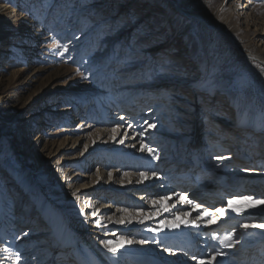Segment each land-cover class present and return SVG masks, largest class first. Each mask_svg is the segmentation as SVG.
<instances>
[{
    "label": "rangeland",
    "instance_id": "1",
    "mask_svg": "<svg viewBox=\"0 0 264 264\" xmlns=\"http://www.w3.org/2000/svg\"><path fill=\"white\" fill-rule=\"evenodd\" d=\"M164 1L40 0L37 7L31 0H0V6L5 5L9 11L5 18L9 24L19 25L26 12L32 20L50 19L49 24H58L62 19L63 33L70 37L66 40L50 34L45 42L28 49L20 40H0V264H43L46 255L41 252L49 249L46 241L56 244L61 236L57 239L45 235L51 222L62 215L75 221L76 230L86 233L93 250L108 264H170L167 258L173 261L178 255L171 243L165 247L162 239L156 244L141 236H153L165 228L166 222L179 221L173 213L163 216L161 209L175 201H166L175 193L166 190L167 179L172 177V167L185 139L193 132L194 137L200 136L205 129L219 132L220 126L227 123L221 125L213 119L222 111L245 123L250 110L254 116L252 127L264 132V66L257 61L248 63L242 54L264 59V0H170L179 10L203 16L208 23L213 19L226 23L225 29H229L235 44L226 43L215 29H209L207 56L205 47H201L199 26L192 22L181 29L182 35L177 34L176 23L167 10L170 3ZM164 43L167 46L152 49ZM136 46L142 49L134 52ZM192 50L195 54H191ZM142 77L157 84L171 79L175 87L183 89L175 92L182 98L173 100L176 109L158 108L152 122H148L157 128L155 134L163 136V145L160 142L153 148L155 158L151 155L150 161L142 159L148 151L140 149L141 143L150 138L146 136L145 121L138 119L140 124L132 129L125 120L139 116L143 109L129 113L134 114L131 116L117 110V116L111 115L115 108L107 107L112 98L123 96ZM154 101L157 100L146 109ZM239 110L242 113L238 117ZM107 111H111L107 113L108 133L120 128L112 141H108L109 136L95 137L104 129L98 123ZM250 132L257 141L263 140L259 139L261 134L248 129ZM129 133L134 140L123 143ZM248 145L251 154L253 144ZM175 147L177 151L171 156ZM127 148L147 169L128 167ZM207 153L213 154L209 149L204 155ZM218 166L216 177H233L230 167L235 166ZM142 172L148 179L136 185L142 182ZM132 175L134 178L129 180ZM151 199L165 201L156 209ZM110 205L114 208L106 210ZM143 216L151 218L137 222ZM191 218L197 220L195 216ZM121 219L125 223H120ZM24 220L28 222L24 224ZM258 222L264 224V220ZM251 224L235 220L218 236L232 235V240L239 243ZM130 228L133 230L127 232ZM63 229L60 224L59 234ZM121 238L131 243L119 248L115 255L102 243ZM204 239L203 246L212 245L209 237ZM195 240L198 244L199 239ZM74 243V237H67L53 264H64L62 258ZM86 244L80 247L77 263L102 264ZM148 249L154 255L144 252ZM189 255L179 259L180 264H192Z\"/></svg>",
    "mask_w": 264,
    "mask_h": 264
},
{
    "label": "bare ground",
    "instance_id": "2",
    "mask_svg": "<svg viewBox=\"0 0 264 264\" xmlns=\"http://www.w3.org/2000/svg\"><path fill=\"white\" fill-rule=\"evenodd\" d=\"M22 1L24 3L26 0ZM160 1L161 3H165L164 0ZM168 1L172 7L170 5L167 6V10L173 16L172 18L176 23L177 34L182 35L181 29L187 28L188 24H191L193 22L196 23L201 30V47H205V45H207L208 43L209 29H215L220 34L221 38L226 41V43L229 42L230 44H235L234 39L229 32V29H225L226 23H220V21H218L217 19H213V22L208 23L203 16L186 13L183 10H179L177 7H175L172 1ZM39 2L40 0H31V4L33 6L38 7ZM237 8L238 6L235 7V10ZM0 10H2L0 13V40H3L4 38L10 40H20L23 42L21 43V45L23 47L27 46L28 49V47L33 48L36 45L45 42L50 34L59 35L62 37V39L66 40L70 38L67 36V33H63V30L61 28L62 19L59 20L58 24L55 22L49 24V22L51 23L50 19L32 20L30 15L26 12L25 18H23L19 25H13L9 24L8 20L5 19L9 16V11L8 9H6V6H0ZM85 10H87V8L84 9L83 14H85ZM174 10H177L178 12H175ZM165 46H167L166 43L161 44L157 47H153L152 49ZM141 49L142 48L140 46H136L134 47V52ZM237 50L241 52L240 49ZM193 51L195 50H192L191 54H195V52ZM205 51V55L207 56L209 51L207 46L205 47ZM242 54L248 63L251 64L253 61H257L260 65L264 66V59L260 58L259 56H252L248 53ZM145 79L146 77H142L139 81L134 82L131 87H128V89L125 90L123 96H118L119 98H112L107 103V107H113L112 109L115 108V111L113 113H111L112 110L110 111L111 115H116V111L121 110L128 112V115L131 116L134 115L129 114L132 113V111L134 112L136 109H143L138 114L139 116H131L125 119L127 121L129 120V123L127 122V125L132 129L133 126L140 124L138 119L143 118L144 121L149 122L153 119L154 114L157 113L158 108L164 109L169 106L172 110H174L176 108L172 106L174 102L173 100L176 99L182 101V98H180L181 96H176L175 92H182L183 89L180 90V88L175 87L174 83H171V79H169L170 81L168 83L160 84L146 81ZM180 82H182L183 84H187V82L185 81ZM192 88L195 89L194 87ZM94 99L97 100L98 97L96 96ZM153 100L157 101H154L152 103V107H150V109H146L148 104ZM233 104H236V100H233ZM160 109L158 111H160ZM238 112L239 117L242 111L239 110ZM107 113H109V111L103 114V120L99 121L98 123V125L104 129L100 128L101 130H99L95 137L101 139L103 136H109L108 141H112L114 133L113 131H111V134L108 133L109 131L107 128L110 126V123H107V116H109ZM227 114L228 113L222 111V113L219 114L218 117H214L213 120H218V123L221 125V122L227 123L226 126L229 127L220 126L219 132L212 130V128H210L209 130L205 129L203 130L204 132L201 131L203 133H200V136H198L197 134L195 137L194 132L193 134H190L189 138L185 139L183 148H181V154L177 156V162L172 167V177L167 179L169 183L167 184L168 189L166 190H172L175 193H171L166 201H175L171 205H169V208H167V213H164L163 208L161 210L164 214L163 216H166L168 213L169 215L170 213H173V215L176 216V219L179 220L178 222H175L179 223V226L171 229L165 227L161 230H158V234L150 237L144 235L141 236L142 239L156 241V244H158V242L162 239L165 247H168L166 246L167 243H171L170 246L178 251V255L173 261H170L169 257L167 258L164 256L169 260V263L171 262L170 264H180L179 259L186 258V253L190 254L189 256H187V258L189 257L191 261H193V263L191 262L192 264H201V262H203V264H241V260H243V258H237L238 255H247L248 258L247 256L245 258L247 263L244 264H251L253 260H256L257 262L259 261L257 259H260L262 258V256H264V228L258 227V225H262V223H259L258 221L264 220V204L259 203V201H264V132H260V127H252L251 123L254 116L250 110L247 111L245 123L241 122V120L232 118V116ZM118 115L119 114H117V116ZM232 127H234L235 131L237 132H235ZM262 127L263 126H261V128ZM225 128L232 129V131L225 130ZM117 129H119L120 131V128ZM156 129V127H152L148 128L147 130L146 136L150 138L147 139L144 144L149 146L150 148H156L157 144H159L163 140V136H159L160 133L155 134ZM248 129L252 130L253 132L257 131L258 134L262 135V137L259 139H263L257 141V139H255L254 137L256 135L254 134L253 136V134L250 132V134H252L253 141H255V144L252 145L254 148L252 150L254 151L251 154H248V143L252 144V142L248 140L251 137V135L248 133ZM243 130H246L247 132H244ZM119 131L115 133V137L118 135ZM162 131L164 132V130ZM131 134L132 133H129L127 136H124L122 142H132L134 140V136ZM183 136L185 137L187 135L183 134ZM206 137L207 139L209 137V139L207 140ZM172 143L173 142H171V144ZM128 148V167L137 169L140 166L141 169L143 167L144 169H147L145 166L142 167V164L140 162H137L140 161L138 160V156L136 154L129 153ZM208 149L209 152H213V154L210 153L209 155L207 153L204 155V153ZM165 150L168 151V148ZM176 151L177 147L172 148L171 156L174 155ZM198 158L200 160H198ZM142 159L144 161H150L151 159H153V157L149 153H147L146 156H142ZM178 162L181 164V166L180 164L178 166ZM219 163H222L223 166H229L230 164L235 166L234 168L230 167V173H233L232 178L229 179L227 178L228 176L216 177L214 175V171L220 168V166H218ZM198 168H203L204 171L201 172L202 169L198 170ZM207 170L209 171V174H207ZM133 178L134 175L130 176L129 180ZM136 179L137 177L135 178V180ZM145 182L146 179L142 180L141 183L139 182L136 185H141ZM186 186H189L190 188H188L186 192H180V190H182V188H185ZM134 189L137 191L139 190L137 188ZM243 197H250L253 206L248 207V202L244 201ZM229 200L234 201V204L231 207H243L245 210L239 214L233 212L231 210V207H229L228 205ZM154 201L157 203L154 204ZM187 201H192V203L190 204ZM149 202L153 204L154 208H159V201L157 199H151V201ZM51 204L54 205L55 202H51ZM87 205L90 206V203H87ZM140 205L141 204H138V206ZM197 205H199V207H197ZM112 208L114 207H111L110 205V207H108L106 210ZM219 208L225 209L224 215H220L219 213L215 212V210ZM187 209V212L182 213ZM256 210L260 212L257 213L255 212ZM209 213H215L216 218L212 223H209V221L212 220V216H210ZM189 215L190 218H188ZM192 216L197 217V220L192 219ZM233 220H246L247 222H251L252 224L250 225L249 229L245 230L242 233V237L244 239H242L240 236V244H234L231 248H225L221 245L220 240L225 237H230L232 239V235H223V237L221 236L222 238H220L218 235L226 230L228 228V225H231V223L234 222ZM222 221L227 223V225H223L224 223L222 224ZM23 222L24 224H26L28 221L24 220ZM51 223V229L45 236L48 237L52 235L53 238L57 239L59 238V235L61 236L60 240L56 244L50 243V241H46V243H49V249L41 252L46 255V260L43 264H53L55 262V256L64 248L65 241L69 236L74 237L75 243L71 251L67 255L63 256L62 259L64 261V264H78L76 259L78 258V255L81 254L80 247L86 243V247L93 250L92 246L88 242L86 233H81L76 230L75 221L70 219L66 220V216L62 215L60 220L54 219ZM60 224L64 225L62 234H59V232L57 231ZM117 230L119 232H122V230L120 229ZM131 230L133 229H127V232ZM193 231H195L194 234H192ZM206 236L210 238L209 242L212 241V245L207 244L203 246V242L206 241V239H204ZM213 236L217 238L213 239ZM195 239H199L198 244H195ZM241 240H243L244 242L241 243ZM255 244V248L252 249V246ZM148 247H150V245H146V248ZM76 248H78V253L75 255ZM33 252H35V250ZM144 252L150 253L152 252V250L148 249ZM218 252L222 253V255H217ZM236 252H238V255L235 254ZM93 254H95V256L101 260L102 264H108V262L104 261V258L100 256L97 250H93ZM250 254L252 258L249 257ZM151 255H154V253L152 252ZM213 257L216 258L213 260ZM135 260L136 262H139L140 258L137 257L135 258ZM262 260L259 261V264H264ZM152 262L155 263L154 259H152ZM38 263L39 262H32V264ZM80 263L86 264L84 262Z\"/></svg>",
    "mask_w": 264,
    "mask_h": 264
},
{
    "label": "snow or ice",
    "instance_id": "3",
    "mask_svg": "<svg viewBox=\"0 0 264 264\" xmlns=\"http://www.w3.org/2000/svg\"><path fill=\"white\" fill-rule=\"evenodd\" d=\"M121 119H123V118H121ZM145 124L147 125V128H152V127H154V125L148 123V121H145ZM112 131H113V133H114V135H113V139H115V133H117V132L119 131V129L114 128ZM141 135H143V133H141ZM140 149H141V151L147 149L148 153H149L150 155H153V157L155 158V150H154L153 148H150V147H148L147 145H145L144 143H141V145H140ZM218 159H219V157H218ZM109 175H111V174H109ZM140 175H141V179H142V180H144V179H148V177H147V175H146L145 173L142 172ZM153 175H154V173H153ZM243 200L248 202V203H247V206H248V207L253 206L250 197H243ZM163 202H164L163 200L159 201V203H161V204H163ZM187 202L190 203V204L192 203V201H187ZM153 203L155 204V203H157V202L154 201ZM259 203L264 204V201H259ZM233 204H234V201H233V200H229V201H228V205H229V207H231ZM197 207H199V205H197ZM167 210H168L167 208L164 209V211H167ZM231 210H232L233 212H236L237 214H239V213H242L245 209H244L243 207H231ZM120 211L123 212V211H125V209H120ZM215 212H216V213H219L220 215H224V213H225V209H224V208H219V209H216ZM92 215L95 216V215H96V212H93ZM209 215L212 216V220H210L209 223L214 222V221H215V218H216V217H215V213H209ZM150 218H151L150 216H143V218L139 219L137 222H139V223H143L144 220H146V219H150ZM119 222H120V223H125V220H124V219H121ZM128 222L130 223L131 220H129ZM163 226H164V227H167V228H169V229H171V228H176V227H178V226H179V223L166 222ZM244 227L247 228V227H249V226H248V225H244ZM258 227H262V228H264V224H262V225H258ZM156 230H157V229H149V231H156ZM216 238H217V237L213 236V239H216ZM139 242H140V243H146V241H144V240H141V241H139ZM102 243L104 244V247L107 249L108 252H110V253H112L113 255H115V254L118 252L119 248H122L125 244H129V243H131V241L124 240L123 238H121V239H119V240H108V241H103ZM220 243H221V245H222L223 247H225V248H231V247H233V245H234L235 243H238V241H234V240H232L230 237H225V238H223V239L220 240ZM166 250H167V249H166ZM217 255H222V253H219V252H218ZM215 258H216V257H213L212 259L214 260ZM201 264H203V262H201Z\"/></svg>",
    "mask_w": 264,
    "mask_h": 264
}]
</instances>
